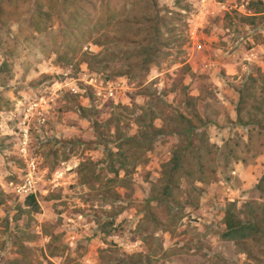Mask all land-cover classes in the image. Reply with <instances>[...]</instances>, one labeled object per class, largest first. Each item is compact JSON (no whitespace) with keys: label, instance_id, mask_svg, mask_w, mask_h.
<instances>
[{"label":"rangeland","instance_id":"rangeland-1","mask_svg":"<svg viewBox=\"0 0 264 264\" xmlns=\"http://www.w3.org/2000/svg\"><path fill=\"white\" fill-rule=\"evenodd\" d=\"M256 1L154 0L153 10L152 0H0V264H264L262 238L237 246L219 237L228 203L241 220L245 202L264 204V191L254 189L264 174V119L234 125L237 88L247 90L249 78L255 81L241 121L248 113L249 121L260 120L264 109V0L251 23L246 17ZM155 10L167 22L142 71L143 59L133 54L144 47V20ZM90 79L118 84L116 100H97L83 83ZM36 95L52 101L41 133L30 119L26 154L39 176L31 212L6 182L23 174L17 125ZM187 96L198 100L188 105ZM153 102L161 110L153 109V127L193 111L213 145L193 174L202 180L177 183L172 194L180 206L169 214L147 199L151 189L159 192L160 165L179 142L174 135L157 137L148 151L135 149L140 159L125 187H114L113 205L99 199L98 182L77 180L79 163L99 164L104 149L115 151L114 126L119 135L142 132L133 117ZM102 168L104 180L110 175ZM239 174L243 184L249 175L245 187L236 183Z\"/></svg>","mask_w":264,"mask_h":264},{"label":"trees","instance_id":"trees-1","mask_svg":"<svg viewBox=\"0 0 264 264\" xmlns=\"http://www.w3.org/2000/svg\"><path fill=\"white\" fill-rule=\"evenodd\" d=\"M152 1L153 3L151 7H153L152 9L154 10V8H157V5L154 0ZM249 5L250 9L253 7V12L251 16L246 17L248 22L251 23L255 15L261 12L262 4L260 0H257L255 3L250 2ZM154 13V16L144 20L147 22L143 40V42H145L144 47H141V50H137L138 53L136 52L133 54L134 57L143 59L141 63H139L140 65L136 64V66L139 65V68H141L142 71H146L148 64L151 63L150 56L153 52L152 50L154 49L153 46L156 41H159V37H162L159 27L161 25H166L167 22L166 15L159 18V10H155ZM0 67H4L3 62L0 63ZM258 77L260 78L259 90L263 95L259 94L262 96V102L264 103V73L259 74ZM254 81L255 78L248 79V83L246 84L247 90L243 87L237 88L238 100L234 109L236 119L234 125L245 128L248 125L259 126L261 120L264 119L263 109L260 110L262 115L260 120H255L253 122L249 121L254 117V115L252 113H248L247 120L245 122L241 121V105H244V99L249 97L247 96L249 92L248 90L249 88H253L252 84ZM187 97L188 105H192V101L198 100V98L191 96ZM154 105L155 106L149 105L146 110L142 109L133 117L134 124H136L139 131L141 130L142 132H137L129 136L119 135L117 128L114 126V129L116 130L113 131L111 138L115 143V151H110L109 149L105 150L103 148L104 154L99 159V164L91 161L81 162L77 165L76 173L78 175L77 180L80 185L87 184L91 179H93L94 182H98L100 187L97 191L100 189H103L104 191L99 193V199L102 201H108L113 205L118 200L114 187H125L127 177L140 159V154L135 152V149L140 148L141 152L148 151L157 137L163 135H174L177 137L179 142L171 150L167 161L160 165L158 179L161 184L158 186L159 192L155 191V189H151L150 196L147 199V201H153L158 205H164L166 213L169 214L173 206H180V203L177 202L176 198L172 194V191L176 190L178 187L177 183L180 179L187 177H193L195 178L194 180L198 181L202 180L199 177L193 176V174L194 172H198L197 174L201 173V156L202 154H209L211 149L210 146L213 147V145L208 144L205 132L202 129V122H200V124L194 123V121L199 123V120H197V115L193 111H189V115L187 117L177 114L174 118L170 119L168 123H166L168 120L165 121V119H162V121H165L162 126L159 128L153 127L152 121L158 117L153 109L156 107V109H158L161 113V110L157 107V105L155 103ZM82 111L83 113L85 112V110L80 108L79 114H81ZM82 117L84 116L82 115ZM91 125L92 127H96V123H92ZM101 165L103 167V171L110 175V177H105L104 180L99 175ZM84 169L86 170L84 171ZM81 170L87 173L79 172ZM120 172L122 173V176L118 177ZM263 188L264 174L259 178L254 189L257 191H264ZM186 199L187 196H184V201ZM22 205L28 207L31 212L37 211V204L33 195L25 196L22 199ZM242 207L245 209L246 213L243 211L245 215L241 220L238 217L240 210L235 209V205L233 203H228L227 206H225L222 215L223 229L219 232L220 239L231 242L237 246L247 240H255L257 238H262L264 240V227L261 224L264 222V204L257 205L254 201H249L245 202ZM174 215L175 214H172L173 219ZM243 253H245L246 256H249L248 252H244V250ZM143 260L147 261V256H144Z\"/></svg>","mask_w":264,"mask_h":264},{"label":"built area","instance_id":"built-area-1","mask_svg":"<svg viewBox=\"0 0 264 264\" xmlns=\"http://www.w3.org/2000/svg\"><path fill=\"white\" fill-rule=\"evenodd\" d=\"M195 47L197 50L201 49L199 44H196ZM94 82L95 80L93 79H90L88 82L83 81L85 85L93 88L97 100L102 102L107 100H113L114 102L116 100L118 92L121 89L118 84L114 83L113 85V83H109L108 85V83H106V87H101L95 86ZM68 89L71 93H81L75 86H70ZM51 101V98L43 97L42 95L33 96L32 100L28 102L24 109L22 116L19 117L20 120H18L19 122L17 125V150L23 161L24 170L18 183H7V187L14 196L22 198L28 195L35 196V185L39 180V176H37V163L35 158L27 156L26 154L29 144L30 119H33V122L35 123L34 128H36V131L39 133L40 129L45 126V114H47V111L50 108L49 103H51ZM233 174L234 172H231V175Z\"/></svg>","mask_w":264,"mask_h":264},{"label":"crops","instance_id":"crops-1","mask_svg":"<svg viewBox=\"0 0 264 264\" xmlns=\"http://www.w3.org/2000/svg\"><path fill=\"white\" fill-rule=\"evenodd\" d=\"M236 126V125H235ZM245 128V127H244ZM259 166V165H258ZM264 172V170H261V172L260 173H263ZM259 176V175H258ZM258 176H255V180H253L252 179V183H254V184H256V182H257V179H258ZM247 177H249V175H247ZM246 177V183L245 184H243L244 183V181H245V176H240V174H239V180L236 182V183H239V186H241V187H245V185L248 183V181H249V179ZM1 180H3V178H0ZM242 183H241V182ZM5 182V181H4ZM220 183V182H219ZM6 184H7V182H6ZM241 189V188H240ZM244 189V188H243Z\"/></svg>","mask_w":264,"mask_h":264},{"label":"clouds","instance_id":"clouds-1","mask_svg":"<svg viewBox=\"0 0 264 264\" xmlns=\"http://www.w3.org/2000/svg\"><path fill=\"white\" fill-rule=\"evenodd\" d=\"M8 182H9V181H8ZM8 182H7V183H8ZM6 186H7V184H6ZM23 198H24V197H23ZM23 198H22V199H23Z\"/></svg>","mask_w":264,"mask_h":264}]
</instances>
